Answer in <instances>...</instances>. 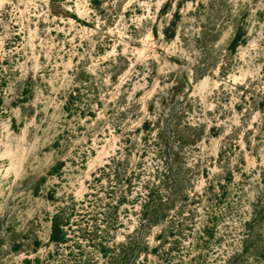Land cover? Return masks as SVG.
I'll use <instances>...</instances> for the list:
<instances>
[{
  "label": "rangeland",
  "instance_id": "374dc122",
  "mask_svg": "<svg viewBox=\"0 0 264 264\" xmlns=\"http://www.w3.org/2000/svg\"><path fill=\"white\" fill-rule=\"evenodd\" d=\"M0 264H264V0H0Z\"/></svg>",
  "mask_w": 264,
  "mask_h": 264
},
{
  "label": "trees",
  "instance_id": "16d2710c",
  "mask_svg": "<svg viewBox=\"0 0 264 264\" xmlns=\"http://www.w3.org/2000/svg\"><path fill=\"white\" fill-rule=\"evenodd\" d=\"M58 226H59V224L56 223V225H55V227H56L55 231L59 228Z\"/></svg>",
  "mask_w": 264,
  "mask_h": 264
}]
</instances>
